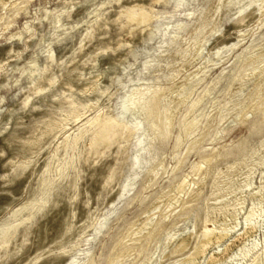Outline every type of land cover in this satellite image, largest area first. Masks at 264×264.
<instances>
[{
	"label": "rangeland",
	"instance_id": "1",
	"mask_svg": "<svg viewBox=\"0 0 264 264\" xmlns=\"http://www.w3.org/2000/svg\"><path fill=\"white\" fill-rule=\"evenodd\" d=\"M206 2L0 0V264H81L87 253L88 264H254L264 250V214L244 217L250 193L263 182L264 164L252 169L234 220L226 221L229 211L206 219L215 180L229 166L254 159L264 144V49L246 57L264 45L262 1L241 0L219 21L201 57L174 78L144 85L129 78ZM131 11L144 12L146 21L135 23ZM195 31L188 27L182 47ZM200 66V81L170 113L185 77ZM245 73V84L232 92ZM134 84L160 96L152 119L167 137L151 148L142 124L126 129L130 117L110 129L95 125L97 118L119 116ZM164 94L169 97L161 102ZM194 118L197 127L179 140L182 123ZM156 156L151 176L145 167ZM44 183L47 203L20 224L30 207L21 208L42 200ZM145 222L149 239L135 241ZM231 222L235 227L227 235L216 240L213 233L200 251L205 226L218 232ZM167 233L186 237L184 248L150 260Z\"/></svg>",
	"mask_w": 264,
	"mask_h": 264
},
{
	"label": "bare ground",
	"instance_id": "2",
	"mask_svg": "<svg viewBox=\"0 0 264 264\" xmlns=\"http://www.w3.org/2000/svg\"><path fill=\"white\" fill-rule=\"evenodd\" d=\"M240 1L241 0H213L212 5H210L211 0H207L206 5L203 8V11L201 13L200 12L191 13L189 14V18H188L189 20L178 23L171 37L169 38V41L166 44V46H163L157 49V51L152 56V58L144 61L140 69H138L129 78L132 79V82H135L138 80H144L145 82L142 84L144 85L147 82L152 81V80L160 82L163 80L172 79L175 76H177L191 62L196 61L201 57L202 52H203V46L207 44V42L210 40V37L215 33L217 29V24L219 23V21H221V19L224 16H227V15L230 16L234 12V10L236 9V6L239 4ZM261 1L263 5L260 9V12H263L264 11V0H261ZM218 9H219L218 16L216 18V13ZM127 13L131 15L130 17L135 23H142V22L144 23V21H146V17L148 16V15L146 16V14L144 15L143 14L144 12L143 13L140 12V14L139 13L135 14L133 11L127 12ZM148 18H151V16ZM191 25H194L196 27V31L194 33L193 38L190 39L188 46L184 48L182 47L183 34L188 29V27H190ZM153 37L154 35L151 34L149 38L152 39ZM261 49H264V45L262 47H258L257 50L249 53V55H247L246 57L252 54H255ZM245 64L248 65V61H245ZM203 69L204 67L200 66L195 71H193L192 73H190L188 76L185 77L175 97L176 101L174 105L172 106L170 113H173L180 104L184 103L187 100V98L190 95V91L192 87L198 84V82L200 81V78H198L197 75L200 72H202ZM155 73H160V74L156 76V79H152L150 75L155 74ZM259 75L260 76L263 75V69L259 71ZM248 78L249 76L246 73L243 74V76L236 78L235 81L231 85L232 92L240 89L245 84ZM142 85L134 84V86L131 88L129 94L127 95V98L125 99L124 103L122 104L120 108L118 117L104 118V119L97 118L95 120L96 122L95 125L98 128H103V127L105 128L106 126H108V128L110 129L114 126L121 124L122 117H130L132 119V124L131 125L124 124L126 129L128 131L135 130L139 125L142 124L143 125V131H142L143 136L146 137L147 146L151 148L159 139L166 138L167 135L164 131L160 130V128L154 124V121L152 119V116L156 113V109H157L156 105L160 98V96L158 95V90L152 91L151 89H149V87H143ZM38 89L41 90L42 88L40 87ZM168 97L169 96L167 94H164L163 97H161L160 101L165 102ZM201 100H202V97H200L195 102L194 106H197L201 102ZM237 110L238 109L232 108L230 113L236 112V115L238 116L239 111ZM263 117H264V110H263ZM170 120H171V117L167 116L168 125H169ZM198 123H199V119L197 118H194L188 122L182 123L183 124V127L181 129L182 133L179 134L178 139L179 140L181 139V135L183 133L190 132L195 127H197ZM77 139H78V136L74 138V141H73L74 145H76ZM260 145H261L260 152L255 156L254 159L252 160L243 159L238 164H233L229 166V168L224 173H222V175L220 176L221 179L215 180V182L212 184L211 193H210V201H211L210 208L213 211L212 213L208 214L206 221L211 220V216H213L214 213H218V212L221 213L224 211L230 212V215H229L230 218L226 219V221H232L234 220V218H236V215L238 214V208L239 207L242 208L245 203L244 198H243V193L245 192L246 187L249 185L248 177L251 175V172L253 171L252 169L258 165L260 166L264 164V144L262 143ZM151 152L154 155L153 151ZM157 157L158 156H156L149 164L146 165L145 170L148 175H151V176L154 175L155 173L154 166H155V161L157 160ZM208 159H210L209 156L205 157V160H208ZM194 167H196V165ZM61 170H63V168H61ZM240 173H244L245 178H242L240 180L237 179ZM205 178H206L205 176L201 177L200 181L203 182ZM261 178L263 182L260 184L258 189L250 193L251 194L250 196L252 197V202H251V206L248 208V211L246 212L245 217H244L248 221L254 220L256 215L264 214V173ZM185 183L186 182H184L183 179L180 181V184L182 186H184ZM47 190L48 191L50 190L48 184L46 183L42 184L41 194H40L42 196L41 198L42 200L38 202L36 199H32L31 201L27 202L23 206L24 208H21V210H28L30 207V209L28 210L29 211L28 214L26 215L25 219L20 224H22L24 221H27L33 217V211H31L32 208L37 207V206L39 207L42 202L47 201V193H46L48 192ZM200 193H201V190L196 192L194 196L199 195ZM161 199L162 198L159 196L156 198V202L152 206V209L159 206ZM39 209L41 208L39 207ZM185 210H187V208ZM146 224L147 222H145L137 230L135 241L143 240V238L145 240L149 239L150 234L144 235L143 233L149 227V225L148 224L146 225ZM231 225L232 226H229L228 224H223L221 231H218V232L213 231L214 228L209 229L207 226H205L203 231L201 232L202 238L200 240V243H201L200 251L202 252L203 249L207 245H209L210 242H212L213 239L211 238V236H213L212 235L213 233H216L215 234L216 240H220L235 227L234 222H231ZM7 229L9 230L10 226H8ZM175 235L176 233H167L163 236L161 240L156 242V244L154 245L153 252L150 255V260L153 259V256L157 252L163 253L166 250H171V252L181 251L184 248V244L187 238L182 236L176 239ZM6 236L7 234H4V237L1 238L2 243H5L4 239ZM119 241H120V238L116 241L115 246H114V248H116L117 250L120 248ZM262 257L264 258V250L261 252V255L257 257L258 260L255 259L256 257L254 258L255 259L254 264L257 262H260V263L264 262V259ZM89 259H90V256L87 253L84 261L81 264H88ZM182 262H183V259H179L174 262H171L170 264H181ZM107 264H110V261Z\"/></svg>",
	"mask_w": 264,
	"mask_h": 264
}]
</instances>
